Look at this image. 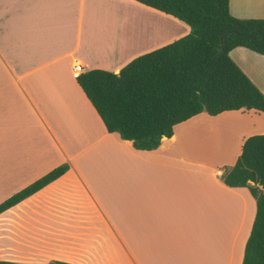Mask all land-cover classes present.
<instances>
[{
  "label": "crops",
  "instance_id": "obj_1",
  "mask_svg": "<svg viewBox=\"0 0 264 264\" xmlns=\"http://www.w3.org/2000/svg\"><path fill=\"white\" fill-rule=\"evenodd\" d=\"M230 12L264 19V0ZM190 31L136 0H0V204L70 166L0 215V261L243 264L257 203L222 175L264 134V113L204 112L139 151L108 132L74 72L119 73ZM230 55L264 93V55Z\"/></svg>",
  "mask_w": 264,
  "mask_h": 264
},
{
  "label": "trees",
  "instance_id": "obj_2",
  "mask_svg": "<svg viewBox=\"0 0 264 264\" xmlns=\"http://www.w3.org/2000/svg\"><path fill=\"white\" fill-rule=\"evenodd\" d=\"M188 24L185 37L137 57L119 73L83 72L77 82L109 133L139 151L157 150L175 127L204 112L264 113V93L232 59L244 47L264 55V19H240L230 0H136ZM63 164L0 204V215L65 175ZM231 188L246 187L257 212L243 264H264V134L245 140L235 166L222 175ZM0 264H24L0 261ZM47 264H70L52 261Z\"/></svg>",
  "mask_w": 264,
  "mask_h": 264
},
{
  "label": "built area",
  "instance_id": "obj_3",
  "mask_svg": "<svg viewBox=\"0 0 264 264\" xmlns=\"http://www.w3.org/2000/svg\"><path fill=\"white\" fill-rule=\"evenodd\" d=\"M84 68L81 65H76L74 67V72L76 75H80L81 73H83Z\"/></svg>",
  "mask_w": 264,
  "mask_h": 264
}]
</instances>
